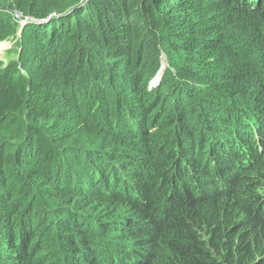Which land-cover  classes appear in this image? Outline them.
<instances>
[{
  "label": "trees",
  "instance_id": "obj_1",
  "mask_svg": "<svg viewBox=\"0 0 264 264\" xmlns=\"http://www.w3.org/2000/svg\"><path fill=\"white\" fill-rule=\"evenodd\" d=\"M8 38L0 264H264V0H0Z\"/></svg>",
  "mask_w": 264,
  "mask_h": 264
},
{
  "label": "rangeland",
  "instance_id": "obj_2",
  "mask_svg": "<svg viewBox=\"0 0 264 264\" xmlns=\"http://www.w3.org/2000/svg\"><path fill=\"white\" fill-rule=\"evenodd\" d=\"M21 22V21H20ZM24 22L22 21L21 22V24H23ZM215 34H213V36H214ZM15 39H13V38H8V39H5V40H1L0 41V59L2 60V61H4L5 63L8 61V57H9V55H11V57L13 58V57H15V52L14 53H12L11 51V53H9V50H10V48L12 47V45L15 43ZM163 60H164V58H163ZM162 60V65H163V63H164V61ZM42 258H43V260H46V254H43L42 255Z\"/></svg>",
  "mask_w": 264,
  "mask_h": 264
},
{
  "label": "clouds",
  "instance_id": "obj_3",
  "mask_svg": "<svg viewBox=\"0 0 264 264\" xmlns=\"http://www.w3.org/2000/svg\"><path fill=\"white\" fill-rule=\"evenodd\" d=\"M22 22V21H21ZM165 68V65H161V69L159 70L158 74L156 75V77L154 78V80H157L160 77V74L162 72V69Z\"/></svg>",
  "mask_w": 264,
  "mask_h": 264
},
{
  "label": "bare ground",
  "instance_id": "obj_4",
  "mask_svg": "<svg viewBox=\"0 0 264 264\" xmlns=\"http://www.w3.org/2000/svg\"><path fill=\"white\" fill-rule=\"evenodd\" d=\"M163 65H165V62L163 63Z\"/></svg>",
  "mask_w": 264,
  "mask_h": 264
},
{
  "label": "built area",
  "instance_id": "obj_5",
  "mask_svg": "<svg viewBox=\"0 0 264 264\" xmlns=\"http://www.w3.org/2000/svg\"><path fill=\"white\" fill-rule=\"evenodd\" d=\"M17 17V16H16Z\"/></svg>",
  "mask_w": 264,
  "mask_h": 264
}]
</instances>
